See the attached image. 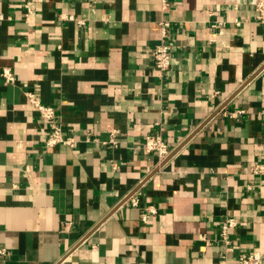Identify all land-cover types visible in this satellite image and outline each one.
Listing matches in <instances>:
<instances>
[{
	"label": "crops",
	"instance_id": "0c3cea01",
	"mask_svg": "<svg viewBox=\"0 0 264 264\" xmlns=\"http://www.w3.org/2000/svg\"><path fill=\"white\" fill-rule=\"evenodd\" d=\"M24 4L0 0V264H235L263 252L264 184L252 167L264 162V24L254 7L36 0L27 19ZM165 22L173 60L161 73L152 54ZM26 92L56 109L74 146H47ZM113 131L117 146L105 144ZM158 134L173 149L163 163L142 149ZM230 217L239 226L227 252Z\"/></svg>",
	"mask_w": 264,
	"mask_h": 264
},
{
	"label": "built area",
	"instance_id": "2783aa9c",
	"mask_svg": "<svg viewBox=\"0 0 264 264\" xmlns=\"http://www.w3.org/2000/svg\"><path fill=\"white\" fill-rule=\"evenodd\" d=\"M36 0H25L24 7L26 9V18L29 19L32 14H34V3ZM235 5L238 7L241 4L248 3L254 7L256 11L255 21L260 24H264V0H235ZM0 18H2L0 16ZM249 21V19L247 20ZM243 21L236 19L235 25L241 26ZM169 24L167 22L162 24L163 28V37L161 43L153 51L152 57L155 63L156 68L161 72L165 73L171 69L172 65V50L173 43L167 41V28ZM216 25H214L215 27ZM217 27V26H216ZM4 77L6 78L7 83L14 84L16 82V77L10 70H4ZM27 100L37 111L39 116L47 122L49 126V136L47 140L48 147H55L58 145H68L74 146L76 141L68 137L65 133V127L62 122L61 117L57 114L56 109L53 106L46 105L41 102V100L36 96V94L31 92H26ZM245 111H240L234 113L231 116L237 117L244 114ZM118 131H113L110 135L109 141H106L105 144L109 145H118L117 141ZM142 149L145 153L155 154L161 163H163L172 153L173 149L166 142L165 137L161 134L150 135L145 138V141L142 145ZM252 173L259 177L260 183L264 184V162H260L252 167ZM253 186L248 185V190H252ZM132 203L134 206L138 207L140 205V200L138 195L132 196ZM156 214V210L153 207L146 209L142 214V217L145 221L148 219V215ZM239 226L237 219L230 217L226 219L224 225L222 226V242L226 245V251L231 252V240L229 238L230 232ZM0 254L8 255L9 251L0 250ZM58 264H67V257L61 259ZM235 264H264V251H255L252 253H244L238 256V259Z\"/></svg>",
	"mask_w": 264,
	"mask_h": 264
}]
</instances>
